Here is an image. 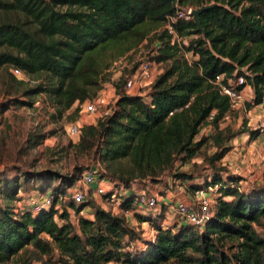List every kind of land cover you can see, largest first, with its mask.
<instances>
[{"label":"trees","instance_id":"obj_1","mask_svg":"<svg viewBox=\"0 0 264 264\" xmlns=\"http://www.w3.org/2000/svg\"><path fill=\"white\" fill-rule=\"evenodd\" d=\"M187 4L206 6L198 14L200 29L189 16L172 22L173 34L163 27L154 33L157 44L149 61L163 69L148 92L126 94L128 78L120 76L111 113L81 126L71 147L74 154L96 153L101 176L117 188L156 184L167 174L189 197L216 185L204 226L162 227L157 216L145 211L135 217L147 221L154 233L140 237L121 215L132 208V191L114 213L86 199L62 203V193L77 179L75 170L67 176L46 169L19 170L10 178L0 173V264L28 246L53 264H264V186L244 187L239 175L215 165L237 134L220 126L232 111L215 77L220 75L227 86L228 79L242 77L234 88L249 85L251 104H264V0H0L4 84L23 96L14 102L19 106L30 107L41 95L60 116L76 105L72 121L79 105L105 80L101 76L109 65ZM190 35L195 37L185 44ZM11 68L33 76L34 82L15 77ZM8 107L0 103V112ZM205 127L209 132L199 136ZM258 132L248 130V137ZM39 139H32V146ZM205 141L214 147L205 158L208 174L193 181L192 174L175 172V163H190ZM54 178L58 183L51 188ZM28 183L52 196L48 208L33 212L22 204L19 212L13 209ZM102 198L108 203V195ZM86 206L91 217L79 215L75 227L69 207L78 214Z\"/></svg>","mask_w":264,"mask_h":264},{"label":"rangeland","instance_id":"obj_2","mask_svg":"<svg viewBox=\"0 0 264 264\" xmlns=\"http://www.w3.org/2000/svg\"><path fill=\"white\" fill-rule=\"evenodd\" d=\"M207 1V0H204ZM192 4L182 5L180 10L186 14L188 9H194ZM163 26L153 27L146 35V37L139 43L135 48L131 49L121 57L115 59L106 70L105 74L101 77H105V80H101L99 88L96 90L94 96L98 93L105 96L108 105L110 106L115 96V83L120 76L125 78H131L136 81V67L141 60L150 59L152 55L153 47L157 44L156 41H153L152 36L154 33L162 29ZM195 37L194 35L187 36L183 42L186 44L187 41ZM184 56L190 60L189 53L185 52ZM163 64L153 62L152 66V80L162 71ZM8 75L7 72L2 68L0 69V103L9 104V107L2 112H0V173L5 174V176L15 177L17 176L19 170L23 171H39V170H49L54 171L60 175L67 176L72 170H75L77 178L81 171L85 170L87 167H95L100 169V162L96 153H87V154H74L72 151V144L76 143L75 138H69L67 134L68 126L71 122V116L76 105L71 106L69 109L61 113L59 116L55 109L42 98L43 96L38 95L34 98V103L32 106H19L14 104L15 101H23V96L17 91L14 90V86L7 84L9 88L5 86L4 83H7ZM24 79L29 83L34 82L33 76H24ZM133 91H140L146 94L149 90V85H144L142 87L134 86ZM251 89V88H250ZM252 90L246 88V91L243 94L242 101L239 103L238 107L234 110H231L232 113L229 115L228 119L225 122H221L220 126H227L230 132H236L235 137L230 139V149L233 151L243 150L244 154L253 160V164L249 165L247 168L238 171L239 166H230L236 172L248 174L256 172L257 179H260V184L264 186V170L262 169L261 162L264 160V148L259 146V141H252L248 137V130L259 131V128L262 124V117L264 113V107L253 106L251 104L252 100ZM93 96V97H94ZM92 97V98H93ZM91 98V99H92ZM91 99H86L79 105V109L75 115L76 118L80 117L82 120V126L86 125V122L95 123L97 116L96 113L90 114L88 117L81 110L84 103H88ZM74 117V118H75ZM204 132H199V136L203 135ZM258 133H261L260 131ZM37 137L39 143L32 146V139ZM232 146V147H231ZM214 147L210 142L205 141L200 147L196 157L192 159L190 163L179 164L175 163L176 170L175 172H183L192 174L193 177L197 178V181L204 176L205 173L209 171L205 163V158L212 153ZM233 153H229V155ZM257 155V157H255ZM248 160V161H249ZM215 165H220L219 162ZM221 166V165H220ZM224 167V166H223ZM77 169V170H76ZM252 169V170H250ZM234 172V173H236ZM237 174V173H236ZM239 175V174H237ZM167 181L171 184V176L165 175L162 181L159 183L160 187L164 188ZM77 181V179H76ZM74 182V187L76 184ZM38 181L32 183L36 185ZM58 182L54 178L51 180V188L56 185ZM102 183L108 187L109 183L105 184V181ZM27 184L26 192L30 190L31 192L28 199L31 197L38 200L42 195L45 194V191H39L35 188H30ZM73 185V184H72ZM147 186V185H146ZM73 186L65 190L64 193V204H67L69 201L76 204L70 198V193L73 191ZM150 188V186H147ZM151 195L157 196L156 189L151 191ZM18 195H23L21 190L17 193ZM213 195V200L215 192H209ZM90 198V194L85 198L86 201H90L94 205L104 207L105 209L111 210L113 212H118L114 205L109 203H104L103 198L97 195ZM24 196L20 200L14 202L13 209L17 212L22 210V202ZM27 200L23 205L27 206ZM160 199V198H159ZM59 206L60 203H57ZM60 207V206H59ZM70 221L76 227L77 217L79 215L86 216L89 214L90 206H86V209L76 214L71 207H69ZM146 213V212H145ZM158 217L159 221L164 219V211L162 207L155 211L153 214ZM136 233H139L140 237H147L149 233L150 225H139L136 226ZM140 244V243H139ZM140 246V245H139ZM26 261V264H53L48 262L46 256L37 255L30 246L26 250L22 251L19 254L14 255L8 260V264H21L20 260ZM106 264H118L116 262H107Z\"/></svg>","mask_w":264,"mask_h":264},{"label":"built area","instance_id":"obj_3","mask_svg":"<svg viewBox=\"0 0 264 264\" xmlns=\"http://www.w3.org/2000/svg\"><path fill=\"white\" fill-rule=\"evenodd\" d=\"M190 11L191 9H188L187 13L184 14L180 9L176 10L175 15L166 19L165 23L163 24V28L168 33L173 34L171 25L172 22L179 18H188L190 16ZM173 37L175 38V36ZM152 66L153 62L147 59L141 60L136 67V81L134 82V80L128 78L124 84V92L128 95H139L141 92L137 90L133 91V88H135V84L138 87H142L151 83ZM10 72L17 78H24V74L16 68H11ZM220 80V75L215 77V82L219 86L220 92L227 95L229 99L230 109H236L239 103L242 101L243 94L242 89L236 90L234 87L243 83L242 77L228 79V83L231 86L223 85ZM113 102L111 105H113ZM111 105H108L105 96L98 93L91 99V101L84 103L81 110L84 112L86 117L93 113H96L97 118L106 117L111 113ZM225 119H228V116H225L224 120ZM90 123L91 122H86L85 124ZM81 126L82 120L80 117L73 119L70 122L67 130L69 138L77 139ZM259 131L264 135V113ZM261 166L264 170V160L261 162ZM99 171H101V169L89 166L80 172L75 187L73 184L74 188L70 193V198L72 201L75 203H80L85 200L88 194H90L91 197H93V195L100 197L108 195L106 201L110 205H114V208L117 209V206L123 200L122 196L131 190L134 197L133 205H135L133 209H137L139 212L149 211L152 214H155L157 209L165 206L169 209V214L175 218L176 222L189 223L196 226L197 228L203 227L206 220L211 215L210 207L213 203V195L211 196L209 192H216V185L209 186L206 189H197L193 192L191 197L181 200L177 198V195L184 193L182 185L176 183L172 184V181L170 184V182L166 180V190L175 194L176 197H173L171 201L164 202L157 196L132 188L134 185L130 189H124L122 187L117 188L111 182L103 178ZM102 181L109 183L110 186L105 187ZM51 200L52 196L47 193L42 195L38 200L31 197L28 199L26 204L28 209L34 212L40 208H48L51 204ZM129 211V209L123 210L121 215L124 217V215L129 213Z\"/></svg>","mask_w":264,"mask_h":264},{"label":"crops","instance_id":"obj_4","mask_svg":"<svg viewBox=\"0 0 264 264\" xmlns=\"http://www.w3.org/2000/svg\"><path fill=\"white\" fill-rule=\"evenodd\" d=\"M246 88H248L249 90H251L250 89V86L249 85H246V86H244L242 88V94H244V92L246 91ZM140 94H144V93L141 92ZM261 105H263V107H264V104H262V103L261 104H258L256 106L254 105V106L257 107V106H261ZM225 120H227V119H225ZM225 120L223 122H225ZM201 132H204V134H207L209 132V128L208 127H205V128H203L201 130ZM256 140L259 141L258 142L259 143L258 144V147L261 146V147L264 148V135L262 133H258L255 136L254 140H252V141H256ZM228 145L230 146L232 144L230 142H228ZM231 152L233 154L232 155L231 154L229 155V153H231ZM255 157H257V155ZM249 159H251V158H249V156L247 157L244 154V152H243L242 149H240L239 151L229 150L221 158V160L219 161V164L221 166H224L225 169H227L228 171H231V172H236V170L235 169L232 170L230 168V166H232V165L236 166L237 165V166H239L238 167V169H239L238 171H242V169L247 168L250 164L251 165L253 164V160H249ZM250 170H252V169H250ZM244 172L246 173V175L244 173L242 174L240 172H236L237 174H239V177H240L239 183L242 184L244 187H250L251 185H259L261 183L260 182V179L259 178L257 179V175H256V172L255 171L252 174H248V171L247 170L244 171ZM207 174H208V172L205 173L204 175H207ZM224 175H225V172L224 173L222 172V177H224ZM167 179L168 178L166 177V180ZM200 180L201 179H199L198 181H200ZM193 181H197V178L194 177L193 178ZM106 183L107 182H105V184ZM159 183L152 184V185H148V184H143L142 185V183H139L138 182V183H136L133 186V188L136 189V190L145 191V192H147L149 194L152 193L151 191L153 189H156V191H157V197L160 198V199H162L164 202L165 201H171V199L173 197H176L175 194H173V193H171V192H169V191L166 190V185H165L164 188H162V187L159 186L161 183L160 184ZM146 185L147 186H150V188H147ZM129 191H131V190H129ZM31 192H34V191L30 190L29 192H24L23 193L22 197L24 196V199L21 200L22 204L25 203V200L28 199L27 197H29V195H30ZM93 197H95V196L93 195ZM177 198H179L181 200H185L186 198H189V195H188V193H187V196H185L183 194H179V195H177ZM134 206L135 205H132V208L129 209L130 210L129 213H127V214L124 215V219H125V222L127 223V225H128L129 228H131L133 230H137L136 226H139V225H148V222L147 221L139 222L136 219L135 213H144V212L143 211H140L139 212V210L133 209ZM84 209H86V207L83 208L81 211H83ZM162 210L164 211V219H161V221H160V225L162 227H174V226H176V225L179 224L178 222H176L175 218L171 214H169V209L167 207H165V206L162 207ZM87 217L90 218L91 216L88 214ZM149 230L150 231L147 234V237L152 236L153 233H154V230L152 228H149ZM144 238H146V237H144ZM137 243L139 244V241Z\"/></svg>","mask_w":264,"mask_h":264},{"label":"water","instance_id":"obj_5","mask_svg":"<svg viewBox=\"0 0 264 264\" xmlns=\"http://www.w3.org/2000/svg\"><path fill=\"white\" fill-rule=\"evenodd\" d=\"M206 8V6H200V7H197V8H194V9H191L190 11V16H191V19L193 21V23L195 24L196 28L199 30L200 27H199V20H198V14L204 10Z\"/></svg>","mask_w":264,"mask_h":264}]
</instances>
